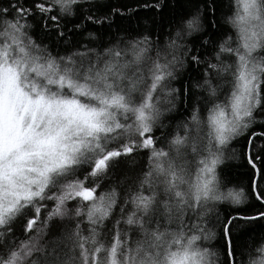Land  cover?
Here are the masks:
<instances>
[{
	"label": "snow or ice",
	"instance_id": "snow-or-ice-1",
	"mask_svg": "<svg viewBox=\"0 0 264 264\" xmlns=\"http://www.w3.org/2000/svg\"><path fill=\"white\" fill-rule=\"evenodd\" d=\"M0 264H264V0H0Z\"/></svg>",
	"mask_w": 264,
	"mask_h": 264
},
{
	"label": "trees",
	"instance_id": "trees-1",
	"mask_svg": "<svg viewBox=\"0 0 264 264\" xmlns=\"http://www.w3.org/2000/svg\"><path fill=\"white\" fill-rule=\"evenodd\" d=\"M105 2L110 3L113 6H121V5H128V6H133L136 2V0H105ZM235 165H239V161L233 162ZM232 173V179L235 181L241 183V184H246L247 183V177L245 175V168L243 167H233L231 169ZM231 187V185H229Z\"/></svg>",
	"mask_w": 264,
	"mask_h": 264
}]
</instances>
